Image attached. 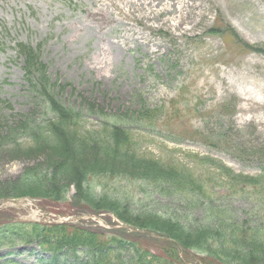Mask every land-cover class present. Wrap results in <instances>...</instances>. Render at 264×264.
<instances>
[{
  "label": "rangeland",
  "instance_id": "374dc122",
  "mask_svg": "<svg viewBox=\"0 0 264 264\" xmlns=\"http://www.w3.org/2000/svg\"><path fill=\"white\" fill-rule=\"evenodd\" d=\"M19 41L40 46L39 94L24 77ZM46 100L80 122L69 129L76 135L117 131L175 173L145 181L147 166L132 160L101 171L99 146L76 148L83 167L62 173L67 152L37 137L54 119ZM260 164L264 0H0V197H30L7 205L25 222L43 220L38 204L66 215L110 210L86 217L104 232L98 237L28 225L21 238L2 228L0 264H193L172 242L105 235L99 224L116 221L111 211L221 260L215 264L264 263V246L240 243L239 230L258 221L254 201L219 189L228 173L255 175ZM80 169L91 173L76 177ZM199 177L211 205L193 191ZM57 243L64 254L50 261Z\"/></svg>",
  "mask_w": 264,
  "mask_h": 264
},
{
  "label": "trees",
  "instance_id": "16d2710c",
  "mask_svg": "<svg viewBox=\"0 0 264 264\" xmlns=\"http://www.w3.org/2000/svg\"><path fill=\"white\" fill-rule=\"evenodd\" d=\"M22 52L25 53L26 55V59L25 62H27V70L26 73L28 75V80L31 82L32 88H36L39 85V77H41L43 79V74L42 71H44L42 69V66L36 62L34 60V57L32 55L31 49L26 46L23 45L22 46ZM38 76L36 78V81L34 83V79L33 76ZM58 102V101H57ZM45 107L49 110V111H54L55 110V114H54V119L51 120L50 122L47 121L43 127V129L41 130V134L40 136H37L38 138H41V140H45L47 143H50L51 145H60L61 148L66 151V155L67 159H66V164L62 165L63 168H61L60 171H62V173H68V172H72V168L74 167L76 170H78V168H80L82 166V164L77 160V156H75L73 153L74 150L76 148H84L86 146V148L88 149V147L90 149L96 148L97 146H99V150L100 152V157L101 159V167L99 168V170L101 171H105L103 169V165H105L107 168L108 167H113L112 164H118V163H125V162H131L132 160V165L134 164V162H139L138 166L139 167H146L147 169H145L147 172V175H149L148 177H144L142 175H140L139 177L144 179L145 181H151L152 179L155 178V175L158 176V179L160 181H166L171 178V174H169V171L174 172V169H169L166 166H164L163 164H159L156 163L152 160H150L147 156H145L144 154H140L137 152V147H133V149H131L130 145L131 144H127V141H130V138L128 140H124L123 136L119 135L117 131H111L110 133H108V131L106 132V137H102V139L99 137L100 136V132H94L92 130V134H90V136H85V134L83 135H76V132L73 130H69L72 124H78L80 123L79 121H73L72 123V118H69L68 112L64 109V107H61L59 104V107H56L51 101H45ZM58 105V103H57ZM59 109V110H58ZM49 122V123H48ZM40 140V141H41ZM70 150V151H69ZM77 151V150H76ZM79 151V150H78ZM77 151V152H78ZM98 157V156H97ZM94 160V159H92ZM129 160V161H128ZM97 162V161H96ZM96 162L92 161L93 166H95L94 164ZM83 167V166H82ZM96 167V166H95ZM94 167V169H95ZM86 168V166H85ZM260 171L258 173H256L255 175H247V174H242V173H237L232 174V173H228L227 177L225 178V183L223 181V183L221 184L222 186H220V190H225L228 191L231 194H241L243 195L245 198H248L249 201H254V204L251 205L250 204V211H254V216L258 219L256 224H252L250 227L246 228L247 230L244 229H240L239 232H241L242 234L246 235L245 238H241L240 239V243L241 246H247L248 249H253L255 247V249L258 250L259 247L264 246V164H260L259 165ZM114 168H112L111 170H113ZM84 171V172H83ZM86 170H79L76 171V177H78L79 172L83 173V175H90L91 171L88 172L87 169V173H85ZM226 171V170H225ZM223 171V172H225ZM152 173H154L153 175H151ZM176 175H180V174H176ZM181 176V175H180ZM158 179H154L158 180ZM173 179V178H172ZM201 178L199 177L198 179V186L195 187L193 189V191H195L196 189H199L200 191V196L203 195V197H206L209 200L208 203L210 202V198L207 197V193H205V189L204 187H206V183L202 184L201 182ZM183 182V181H182ZM181 181H178L177 184H179L182 187H188L187 184L182 183ZM197 182V179H196ZM69 189L67 190L68 193ZM24 196V195H22ZM20 197V196H17ZM0 198H7V197H0ZM256 202V203H255ZM211 203V202H210ZM209 203V204H210ZM208 204V205H209ZM211 205V204H210ZM91 210H96L91 208ZM100 211H110V210H100ZM113 212V211H112ZM116 214V213H115ZM216 214V213H215ZM120 219H122L118 214H116ZM253 216V217H254ZM124 220V219H122ZM223 220H220L219 223H221ZM28 225H33L37 228H45V229H63V228H67V227H72V228H76L79 229L81 231H84L85 233L88 234H84L86 237H98L101 235V233H92L87 231L86 229L83 228H79L76 225H72V224H40V223H5L3 225H0V231L2 228H6V232L9 233L8 229L10 231H14L17 232L18 235L23 238L25 237V235L27 234L26 230H27V226ZM43 226V227H41ZM139 226V225H138ZM140 227H144V226H140ZM36 228V229H37ZM145 228H150L153 230H156L158 232H162L164 234H166L167 236L177 240L178 242H180L185 248H189L192 245H189L188 243H184L179 239H176L172 234L168 233V232H164L161 229H156L155 227H145ZM237 230L233 231L231 230L230 233H232L231 235L235 238H238L237 235L233 234L234 232L236 233ZM263 231V232H262ZM3 231L0 232V234H2ZM215 233V236H217V229L215 231H213L212 234ZM238 233V231H237ZM228 234V233H226ZM224 234V236L226 235ZM106 235V234H105ZM110 236V235H107ZM223 235H220V238ZM5 237V236H3ZM3 237H1L0 235V243L1 241L5 240V238L3 239ZM111 237H115V236H111ZM118 239V237H116ZM232 239V238H231ZM239 239V238H238ZM236 239V241L238 240ZM235 241V243H236ZM133 241H131L130 243H132ZM139 242V241H136ZM163 244L167 246L171 245V242H166L164 241ZM42 246H44L43 243H41ZM65 244H59L57 243L56 245H54L55 247H52L54 253L50 259V261L53 260H57L60 261V256L62 253L61 251H57L60 250L61 246H64ZM190 246V247H189ZM193 247V246H192ZM49 249H51L49 247ZM263 249L264 248H260ZM90 251V249H89ZM176 253L175 250H173ZM176 257V256H175ZM177 260L179 261L178 257H176ZM201 260L204 262V264H215L217 262H220V259H213L212 257H207L205 256H200ZM181 262V261H180ZM224 263V262H223ZM58 264V263H55ZM96 264H103V263H96ZM221 264V263H218ZM249 264H264V263H249Z\"/></svg>",
  "mask_w": 264,
  "mask_h": 264
},
{
  "label": "bare ground",
  "instance_id": "6f19581e",
  "mask_svg": "<svg viewBox=\"0 0 264 264\" xmlns=\"http://www.w3.org/2000/svg\"><path fill=\"white\" fill-rule=\"evenodd\" d=\"M98 14H103V12H100V11H99Z\"/></svg>",
  "mask_w": 264,
  "mask_h": 264
}]
</instances>
